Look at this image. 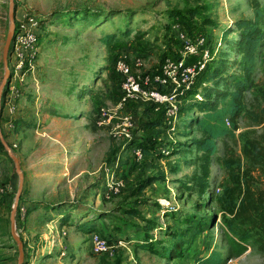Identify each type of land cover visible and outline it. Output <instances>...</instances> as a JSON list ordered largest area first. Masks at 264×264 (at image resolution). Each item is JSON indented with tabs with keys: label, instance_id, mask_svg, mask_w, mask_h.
I'll list each match as a JSON object with an SVG mask.
<instances>
[{
	"label": "rangeland",
	"instance_id": "obj_1",
	"mask_svg": "<svg viewBox=\"0 0 264 264\" xmlns=\"http://www.w3.org/2000/svg\"><path fill=\"white\" fill-rule=\"evenodd\" d=\"M259 1L263 41L253 84L246 93L248 113L242 115L235 135L218 140L217 152L210 156L195 145L207 137L194 124L203 113L189 105L204 103L205 89L213 85L215 73L243 75L236 64L241 58L230 43L239 40L237 22L257 20L250 0H14L15 24L34 16L41 36L35 73H29L23 82L12 77L1 102L0 128L21 163L22 196L27 191L30 199L22 204L26 217L18 222V212L16 216V233L24 245L23 264H199L201 257L213 252L221 255L222 264H264V250L249 226L225 214L217 202L225 187L234 186L231 175L240 173L238 168L231 173L227 166L239 160L246 165L242 135L260 138L264 133V125L254 122L264 108V0ZM9 7L10 0H0V84L5 74ZM106 35L117 37L111 50L102 41ZM201 39L200 51L212 55L219 41L222 45L192 90L180 97L175 124L166 116V105L138 99L122 106V79L115 69L118 58L126 55L136 76L161 74L164 62L178 59L186 42ZM199 59L200 54L189 62ZM219 59L223 70L216 68ZM14 89L18 97L10 113ZM42 111L72 117L78 127L55 126L50 121L45 129L37 115ZM28 113L33 115L28 118ZM102 113L107 123L96 127L105 118ZM126 117L133 123L130 128H126ZM149 122L163 124L160 135L142 131ZM72 137L77 139V148L70 151ZM143 137L153 143L152 148L146 147L147 156L130 145ZM0 143V264H18L11 215L19 176L1 139ZM117 157L121 158L117 175L125 188L108 197L104 168L112 166ZM52 161L55 165H47ZM206 167L209 177H205ZM252 170L254 199H263L264 179L258 170ZM43 195L65 208L75 207L70 211L72 219L62 225L67 231L62 240L67 252L63 258L60 247L55 254L41 258L43 251L52 252L57 237L50 239L48 249L38 248L39 230L32 227L29 213L33 206L27 202ZM51 213L60 226L61 216ZM91 221H99L97 233L121 243L115 254L92 253L93 233L82 231Z\"/></svg>",
	"mask_w": 264,
	"mask_h": 264
},
{
	"label": "trees",
	"instance_id": "obj_2",
	"mask_svg": "<svg viewBox=\"0 0 264 264\" xmlns=\"http://www.w3.org/2000/svg\"><path fill=\"white\" fill-rule=\"evenodd\" d=\"M250 1L255 10L257 20L255 22H237L236 27L239 33V40L230 43L232 47L236 48L238 55L241 58L236 64L237 69L243 75H240V77H227L220 72L215 73L211 77L213 85L205 89L202 100L204 103H198V105H194L193 103L192 105H189L191 110L197 109L199 112L203 113V117L195 120L194 124L198 125L207 137L204 140L196 141L195 145L200 151H203L210 156L216 154L218 140L235 135V132L240 128L239 121L242 115L245 112L248 113L246 106V93L250 90L251 85L253 84L257 58L263 41L261 29L258 26V21L262 16L260 1ZM116 38L117 37L114 35H106L102 38V41L104 45L111 50L113 47V41ZM118 59L115 61V69ZM218 63L219 65H217L216 68L223 70L224 64L220 59L218 60ZM149 74L152 73L149 72ZM204 84L206 86L207 82L205 81ZM212 93H215L213 98L210 97ZM121 95L122 94L120 93V97ZM254 122L258 126L264 125V108L258 115H255ZM188 123L191 124L190 121H188ZM162 126L163 124L159 122H149L143 126L142 131L148 132V134L154 132V136L157 134L160 135L161 132L159 129H161ZM144 138L145 137L133 140L130 145L138 147L143 154L147 156L150 155V152L148 153L149 149L147 148H152L153 143L151 139ZM242 138V154L246 160V165L243 161L239 160L237 163H230L227 166L231 173L235 170L234 168H238L240 173L238 176L231 175L233 177L232 182L234 183V186L225 187L223 193L217 198V202L224 210L225 214L232 216L236 222H242L243 225L249 226L248 231L253 233L254 237H257V240L260 242V247L264 250V198L257 197L254 199V186L252 185L254 182L252 174L253 168L258 170L260 172V177L264 179V133L260 138H252L248 133H244ZM1 147H3V145H1ZM205 177H209L208 167L205 169ZM258 199H260L259 202ZM21 202L22 196L20 199V203ZM65 206L66 205L61 204H45L43 207L45 213H42L41 216L44 217V221L50 222L54 220L53 216H55L51 212H57L58 214L56 216H61V223L63 225L67 224L72 219L70 211L75 207L73 205L70 209L68 207L65 208ZM21 208L22 205L20 204L18 208V222L20 219H24L21 218ZM196 224L198 225L199 221H197ZM79 228L81 229V225ZM204 228L205 227L203 226V229ZM230 228L234 229L231 221ZM99 229V221H91V225L83 227L82 231L84 230L90 234L97 232ZM101 236L104 237L103 235ZM107 240L110 244L113 243L111 239ZM198 263L222 264L223 259L219 253L213 252L208 257H201L198 260Z\"/></svg>",
	"mask_w": 264,
	"mask_h": 264
},
{
	"label": "built area",
	"instance_id": "obj_3",
	"mask_svg": "<svg viewBox=\"0 0 264 264\" xmlns=\"http://www.w3.org/2000/svg\"><path fill=\"white\" fill-rule=\"evenodd\" d=\"M40 38V23L36 17L28 16L17 22L9 55V69L14 79L23 82L29 73H35L40 55ZM203 45V39L194 44L186 42L181 50L180 57L178 59L168 58L163 64L162 73L153 76L146 72L143 73L145 77L134 75L126 55L121 56L116 63V70L122 78V95L120 97L122 106L138 99L149 100L157 105H166L168 118L175 124L180 112L178 106L180 97L192 90L198 78L207 69L209 61L218 54V47L222 45V42L219 41L217 50L213 55L207 50L200 51ZM199 54L200 59L197 63L192 64L193 62H189V59L196 58ZM10 63L12 64L11 67ZM17 97L18 91L14 89L9 101L10 113H13L16 108ZM124 122L126 128L133 126L129 118H125ZM126 136L131 138L129 132H126ZM16 147L17 145H14V148ZM120 162L121 158L117 157L112 166L104 168L108 197L118 195L125 188L124 180L119 179L117 175ZM25 214L26 209L22 207V219L25 218ZM120 244H110L106 238L97 232H94L90 238V249L94 255H113L120 248ZM61 256H66L65 250L61 252Z\"/></svg>",
	"mask_w": 264,
	"mask_h": 264
},
{
	"label": "crops",
	"instance_id": "obj_4",
	"mask_svg": "<svg viewBox=\"0 0 264 264\" xmlns=\"http://www.w3.org/2000/svg\"><path fill=\"white\" fill-rule=\"evenodd\" d=\"M40 99V96L38 99H35V102L36 100L39 101ZM34 101V100H33ZM49 111H51V113H54V111H52L51 109H47ZM37 112V115H39L38 117L40 118L39 121L41 123H45L44 125L42 124V127L47 129L50 127V125H47L48 122L52 121V125H55V126H58V125H61V126H66V127H71L73 126L74 129H76L78 126L75 125V124H78V121H73V118L70 117V118H65V117H60V116H53L50 114V112ZM104 114L105 116V113H102ZM33 114L31 113H28V115H26V117L30 118ZM180 115V114H179ZM103 116V117H104ZM166 116L168 117L167 113H166ZM126 118H129V117H126ZM179 118V116H178ZM76 122V123H75ZM107 123V119H106V116L105 118L101 119L100 123H95V126L99 127V126H104L105 124ZM39 125H41L39 123ZM72 133V132H71ZM131 135V134H130ZM77 139H75L74 137H72V142L68 145V148L70 151L72 150H75L77 147H76V141ZM74 141V142H73ZM72 155V154H70ZM47 165H55V162L52 161L51 163H48ZM49 178H52L51 175H49ZM48 179V178H46ZM27 191H24V195L22 196V202L20 203L21 205L23 203H25L26 201L30 200L27 198ZM59 203L58 201L56 200H52V199H49L48 197L46 198L44 195L41 196L39 199H33L31 200L30 203L27 202L28 205L33 206L31 207L32 209H30L31 213H29V217L31 216V219L33 220L32 223V227H35L36 230H39L38 233H36V236H38V248L41 247L42 250H45V249H48L47 248V244L51 243L50 239L51 238H54V237H57V243L55 245H53V250L52 252H47V251H43L42 255H41V258L43 257H48L50 255L53 254V251H54V254L56 252V248L57 247H60L61 249V252L63 250H65L66 252V249L63 248V237L66 238L67 236V231H65L66 229V226H62L63 224H61L60 226H57L54 222V220L48 222V221H44L42 222V217H40L41 215H36L38 213H43L44 214V210H43V207H41L42 205H45L46 203H50V204H55V203ZM41 207V208H40ZM38 208V209H37ZM34 215V216H33ZM84 232V231H83ZM52 244V243H51ZM61 252H60V257L63 258L61 256ZM67 254V252H66ZM65 257V256H64ZM38 258V257H37ZM48 259V258H47ZM46 261V259L44 260Z\"/></svg>",
	"mask_w": 264,
	"mask_h": 264
},
{
	"label": "water",
	"instance_id": "obj_5",
	"mask_svg": "<svg viewBox=\"0 0 264 264\" xmlns=\"http://www.w3.org/2000/svg\"><path fill=\"white\" fill-rule=\"evenodd\" d=\"M15 14H16V11H15L14 0H10V7H9L10 28H9L7 40H6L4 49H3V63H4V68H5V74H4L3 80L0 84V118L2 115V103H1L2 102V96L5 93V91H4L5 88L9 87L10 82L12 80V74H11L10 69H9V55L11 53L10 47H11V43H12V40H13V37L15 34V28H16ZM0 139H1L2 144L4 145L5 150L13 159V161L15 163L16 172L19 176L18 193H17L16 199H15V204H14V208H13L12 215H11V229H12V235H13L14 239L16 240V242L18 244V248H19L18 264H23L24 259H25L24 245H23L21 238L16 233V216H17V212H18L20 199H21V196H22L23 190H24L25 178H24V173H23L22 168H21L20 160L16 155H14L12 148L5 141L3 134H2V131H1V128H0Z\"/></svg>",
	"mask_w": 264,
	"mask_h": 264
}]
</instances>
